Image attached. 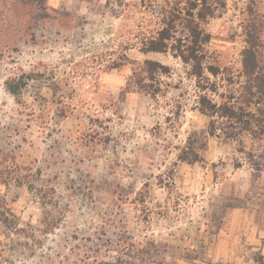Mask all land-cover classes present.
Returning <instances> with one entry per match:
<instances>
[{
	"label": "rangeland",
	"instance_id": "rangeland-1",
	"mask_svg": "<svg viewBox=\"0 0 264 264\" xmlns=\"http://www.w3.org/2000/svg\"><path fill=\"white\" fill-rule=\"evenodd\" d=\"M33 2H0V164L32 184H0L17 219L0 221V264H82L108 213L136 246L161 244L164 264H264V136H210L188 67L140 52L164 0H45L39 18ZM214 3L205 28L219 102L242 91L243 24L255 15L264 39V0ZM145 59L171 67L156 97L126 90ZM21 72L36 75L26 103L3 85ZM187 145L198 162L178 160ZM45 187L54 208L39 205ZM49 213L57 222L43 234Z\"/></svg>",
	"mask_w": 264,
	"mask_h": 264
},
{
	"label": "trees",
	"instance_id": "trees-1",
	"mask_svg": "<svg viewBox=\"0 0 264 264\" xmlns=\"http://www.w3.org/2000/svg\"><path fill=\"white\" fill-rule=\"evenodd\" d=\"M14 1L23 7L27 0ZM32 1L39 4L36 8V15L39 18V6L41 3L45 4V0ZM164 2L162 8L154 12L156 28L140 39V52L146 56L171 54L173 58L188 67V74L197 88L195 110L208 119L210 136L223 133L232 139H236L240 134H248L255 139L262 138L264 136V39L256 16L249 14L243 24L242 91L237 97L233 94L221 95V101L217 102L211 97L212 92L216 91V85L210 82L208 74L216 76L218 70L208 63L207 46L211 35L205 28L217 11L214 0H164ZM115 64L112 63L108 68H119L114 66ZM170 70L171 67L159 61L145 59L132 69L127 79L126 90L156 97L158 92H161V77L168 76ZM34 77L36 75L33 73L21 72L7 78L3 84L5 92L13 97L15 102L26 103L22 102L25 98L24 93ZM227 125L230 132H227ZM177 158L186 164H194L201 159L198 152L189 145L180 149ZM2 168L4 167L0 164V184L8 186L11 183L17 185L27 183V186L32 188V184L24 182L23 176L4 172ZM104 186L98 184L88 187V192L93 193L94 190ZM144 188L146 189V184L137 193L139 197L137 201L141 207L145 206ZM36 192H38L37 197L39 195L41 208L48 206L54 208L52 189L45 187ZM9 213L5 200L0 198V221L5 225L13 226L17 219ZM50 215L51 213L49 216L46 215L45 226L40 230L43 234L53 231V224L57 222V218ZM112 215L108 213L100 218L103 225L87 237L88 241L95 240L96 243H91L95 248H90L85 254L80 261L82 264H164L165 252L161 244L147 239L145 244L136 246L129 237L121 234L120 230L117 231L119 227ZM257 260L263 262L264 257L260 256Z\"/></svg>",
	"mask_w": 264,
	"mask_h": 264
}]
</instances>
